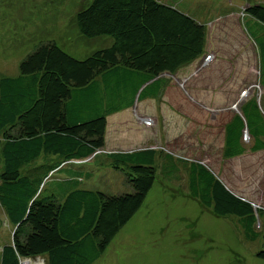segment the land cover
<instances>
[{
	"label": "trees",
	"instance_id": "obj_1",
	"mask_svg": "<svg viewBox=\"0 0 264 264\" xmlns=\"http://www.w3.org/2000/svg\"><path fill=\"white\" fill-rule=\"evenodd\" d=\"M242 13L264 88V5L249 4ZM75 24L83 37L109 38L111 45L80 60L43 42L21 62L18 77L0 79V206L14 227L12 243L0 249V264L37 258L94 264L104 254L144 204L162 153L104 152L108 118L136 100L160 98L168 86L163 75L201 58L207 45L206 24L158 0H92ZM239 112L225 126V160L264 151L262 103L254 96ZM103 154L125 177L126 192L80 188L83 175H93L87 161ZM163 159L166 175L179 178L173 154ZM184 165L192 198L237 220L248 241L264 235L256 229L260 221L264 227V208L237 196L205 164ZM52 180L57 188L48 190ZM257 256L264 260V247Z\"/></svg>",
	"mask_w": 264,
	"mask_h": 264
},
{
	"label": "rangeland",
	"instance_id": "obj_2",
	"mask_svg": "<svg viewBox=\"0 0 264 264\" xmlns=\"http://www.w3.org/2000/svg\"><path fill=\"white\" fill-rule=\"evenodd\" d=\"M91 1L0 0V79L18 77L21 62L43 42H55L80 60L110 46L109 38L83 37L75 24L76 14ZM158 1L191 12L206 24L207 51L192 72L190 68L187 74L170 75L173 85L161 100L110 118L108 151L131 147L162 153L144 204L94 264H264L257 256L264 247V235L248 241L237 220L217 216L192 198L184 165L191 161L205 164L237 196L264 208V152L225 160L221 133L230 113H240V105L250 98L257 97L264 109L257 48L247 35L242 13L249 4L264 5V0ZM200 91L208 92V100H201ZM193 100L202 103L199 110ZM248 140L244 137L245 144ZM167 153L180 163L177 179L166 175L163 158ZM104 154L87 162L86 171L93 175H83L80 188L110 195L126 192L125 177L110 166ZM54 182L48 190L57 188ZM256 229L264 233L262 221ZM13 234L14 227L0 206V249L12 243ZM43 262L37 258L31 264Z\"/></svg>",
	"mask_w": 264,
	"mask_h": 264
},
{
	"label": "crops",
	"instance_id": "obj_3",
	"mask_svg": "<svg viewBox=\"0 0 264 264\" xmlns=\"http://www.w3.org/2000/svg\"><path fill=\"white\" fill-rule=\"evenodd\" d=\"M207 46L208 45H206V50H205V52L207 51ZM206 54V53H205ZM204 54V55H205ZM203 55V56H204ZM202 56V57H203ZM201 57V58H202ZM200 59V58H199ZM198 59V60H199ZM198 60H196V61H194L193 63H191V64H189L188 66H186V67H188V68H186V67H184V68H182L178 73H177V75L178 76H180V73L181 72H183V74L182 75H184V74H187V73H189V70H190V68H192L191 69V72L193 71V68H194V64L198 61ZM176 75V74H175ZM175 75H172V76H174L175 77ZM166 76V78L168 79V86L166 87V89H165V91H164V93L162 94L163 96H161L160 98H158V99H146V100H143V101H138V100H136V103H135V105L133 106V108L135 109L136 108V106L137 105H139V106H143V104H146L147 102H157L158 100H161V98H163L164 97V95H165V93L171 88V85H173L172 83H173V81L170 79V75L169 74H166L165 75ZM193 84V83H192ZM191 84V85H192ZM191 87H194V86H190V88ZM190 90H192V91H196L197 89H195L194 90V88H191ZM199 91V90H198ZM198 91H196L197 93H199ZM201 92V91H200ZM202 94H200V96H201V100H204V99H206V100H208V92L207 91H205V93L204 92H201ZM210 96H212V95H210ZM209 96V97H210ZM194 101V100H193ZM195 102L197 103L196 105H195ZM210 102H211V99H210ZM193 104H194V106H195V110H199V106L201 107L202 106V103H200V102H198V101H194L193 102ZM199 105V106H198ZM133 108H131V109H127V110H124V111H122V112H120V113H117V114H114V115H112V116H110L109 118H108V127H107V132H106V142H105V148H104V150L105 151H108V139H109V137H110V132H109V130H110V128H109V120H110V118H112V117H115V116H117V115H119V114H128V113H130V112H132V110H134ZM198 113H199V111H197ZM235 115V114H234ZM233 117L234 116H232L231 115V113H230V116H229V119L225 122V124H224V126H223V129H221L222 130V134H223V143H222V148L224 147V142H225V126L233 119ZM156 118H157V120H158V122L161 124L162 123V119L159 117V116H156ZM146 132V131H145ZM145 132H144V134H145ZM170 132L168 131V135H167V138H169L170 137ZM131 148V147H130ZM129 148V151H123V150H118V151H112V152H124V153H131V152H133L134 150H131ZM110 151V153H112L111 152V150H109ZM108 151V152H109ZM138 151V150H137ZM262 152H264V151H262ZM258 153H261V152H258ZM167 154H169V153H167ZM257 154V153H256ZM241 157H243V156H241ZM237 158H239V157H237ZM237 158H233V159H237ZM233 159H230V160H233Z\"/></svg>",
	"mask_w": 264,
	"mask_h": 264
},
{
	"label": "built area",
	"instance_id": "obj_4",
	"mask_svg": "<svg viewBox=\"0 0 264 264\" xmlns=\"http://www.w3.org/2000/svg\"><path fill=\"white\" fill-rule=\"evenodd\" d=\"M33 259H23L22 261H21V264H25L26 263V261H32Z\"/></svg>",
	"mask_w": 264,
	"mask_h": 264
},
{
	"label": "clouds",
	"instance_id": "obj_5",
	"mask_svg": "<svg viewBox=\"0 0 264 264\" xmlns=\"http://www.w3.org/2000/svg\"><path fill=\"white\" fill-rule=\"evenodd\" d=\"M245 137L247 138V140H248V138H249V136H246V134H245ZM249 141V140H248ZM88 162V161H87ZM254 208H256V207H254ZM258 208H260V207H258ZM257 209V208H256ZM260 223V222H259ZM43 263L42 264H45V260L43 259Z\"/></svg>",
	"mask_w": 264,
	"mask_h": 264
},
{
	"label": "water",
	"instance_id": "obj_6",
	"mask_svg": "<svg viewBox=\"0 0 264 264\" xmlns=\"http://www.w3.org/2000/svg\"><path fill=\"white\" fill-rule=\"evenodd\" d=\"M245 134H246V136H249L248 132H246Z\"/></svg>",
	"mask_w": 264,
	"mask_h": 264
}]
</instances>
